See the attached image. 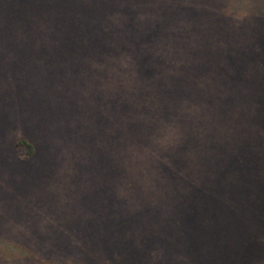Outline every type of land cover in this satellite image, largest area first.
Listing matches in <instances>:
<instances>
[{
    "label": "trees",
    "instance_id": "obj_1",
    "mask_svg": "<svg viewBox=\"0 0 264 264\" xmlns=\"http://www.w3.org/2000/svg\"><path fill=\"white\" fill-rule=\"evenodd\" d=\"M262 129L264 0H0V264H253Z\"/></svg>",
    "mask_w": 264,
    "mask_h": 264
},
{
    "label": "rangeland",
    "instance_id": "obj_2",
    "mask_svg": "<svg viewBox=\"0 0 264 264\" xmlns=\"http://www.w3.org/2000/svg\"><path fill=\"white\" fill-rule=\"evenodd\" d=\"M254 103H253L254 106L251 105L250 109L247 108V111H246L247 114H249L250 112H253V114H260L263 112L261 109L263 103L260 101H255ZM261 132L264 134V129H262ZM168 138H170V137H168ZM262 141L264 142V139H262ZM165 142L168 143V140H166ZM141 154L142 153H140V152L131 153L130 157H129L130 161H128L129 164L131 165V170L133 171L132 184H134V185L139 183L138 177H136L138 175V173L140 174V173L144 172L145 170H147V168H148V165L146 163L147 158H144V156H142ZM141 160H144L143 161L144 163L142 165L139 164V166H142V167H139L137 164ZM145 198H149L147 196V194L143 195V197L140 199V202H144L143 200ZM259 246L261 247L259 250L255 251V252L251 251L250 260L253 262V264H255V262L257 260V254L259 253V251L261 249H263L262 253H264V243L262 245L259 244ZM262 260H263L262 264H264V257Z\"/></svg>",
    "mask_w": 264,
    "mask_h": 264
}]
</instances>
